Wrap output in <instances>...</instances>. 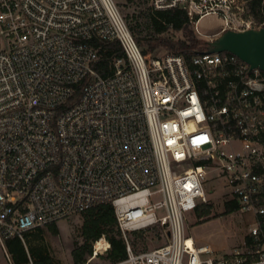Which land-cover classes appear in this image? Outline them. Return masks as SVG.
I'll return each mask as SVG.
<instances>
[{"label": "built area", "instance_id": "built-area-1", "mask_svg": "<svg viewBox=\"0 0 264 264\" xmlns=\"http://www.w3.org/2000/svg\"><path fill=\"white\" fill-rule=\"evenodd\" d=\"M150 3L183 9L196 26L215 16L220 33L264 29V0ZM96 42L122 48L107 76L95 68ZM152 55L142 52L114 0H0V246L7 264H14L7 240L24 241L105 203L115 209L127 251L111 264H264V72L229 52L189 61ZM218 182L225 205L236 204L249 222L229 253L198 245L185 228L187 216L212 205ZM156 225L168 242L134 252L127 234ZM109 249L95 245L85 264Z\"/></svg>", "mask_w": 264, "mask_h": 264}, {"label": "rangeland", "instance_id": "rangeland-1", "mask_svg": "<svg viewBox=\"0 0 264 264\" xmlns=\"http://www.w3.org/2000/svg\"><path fill=\"white\" fill-rule=\"evenodd\" d=\"M114 1L129 25L131 23L134 24L132 20L139 17L141 13H144L151 7L150 0ZM190 29L194 31L199 40L208 42L214 39L213 34L220 33L221 23L217 17L208 16L200 21L199 26L191 24ZM144 36L146 35L143 34L141 37L144 38ZM175 37L182 38V34L176 33ZM157 54L162 55L166 53L164 50L158 48L153 55ZM216 185V193L210 196L212 205H209L211 206L209 215H205L203 221L199 219L196 212L195 214L187 216L185 219V228L187 233L198 245H209L216 252L229 253L243 243L249 222L237 210L231 213L226 212L225 203L227 198L226 195L223 196L226 188L221 182L216 183ZM54 224L57 227L55 234L47 226L40 231L29 232L28 235L24 236L23 242L29 259L28 264H35V258L32 252L49 258L52 264H74L73 251L87 244L83 235V226L85 224L84 214H76ZM127 237L133 251L137 253L153 250L168 242L166 228L161 225H156L151 229L139 233L130 232L127 234ZM103 238L110 244L105 237H101L100 239ZM100 239L97 241H89L93 251L94 246ZM109 250L107 253L99 254L100 256L90 264H111L108 259ZM91 256L88 254L85 256V263ZM0 264H7V256L1 246Z\"/></svg>", "mask_w": 264, "mask_h": 264}, {"label": "trees", "instance_id": "trees-1", "mask_svg": "<svg viewBox=\"0 0 264 264\" xmlns=\"http://www.w3.org/2000/svg\"><path fill=\"white\" fill-rule=\"evenodd\" d=\"M132 22L134 24H130V29L137 37V42L146 56H150L156 49L160 48L165 53L182 55L189 61L196 54L207 50V42L199 40L194 31L190 29L191 22L187 12L183 9L155 10L148 8L139 17L133 19ZM176 33H181L182 38H176ZM143 34L146 35L144 38L141 37ZM96 46L100 47V57L95 63V68L103 76H107L112 73V59L116 56H123L122 48L118 42L110 44L96 42ZM80 89L81 87H77L76 94L70 103L78 100ZM210 209L211 206L209 205L202 206L196 211V214L203 221V217L209 215ZM236 210V204H226L227 213ZM83 214L85 216L83 235L87 244L73 251L74 264H85V256L93 254L89 241H97L101 237H105L111 245L108 253V259L111 263L126 259V243L118 226L113 205L111 203L100 204L90 208ZM48 227L52 233L55 234L57 232L55 224ZM41 229L36 230L40 231ZM28 233L25 235H28ZM6 247L14 264L29 263L25 244L20 238L14 237L7 240ZM32 255L35 258V264H52L50 259L43 255L36 254V252H32Z\"/></svg>", "mask_w": 264, "mask_h": 264}, {"label": "water", "instance_id": "water-1", "mask_svg": "<svg viewBox=\"0 0 264 264\" xmlns=\"http://www.w3.org/2000/svg\"><path fill=\"white\" fill-rule=\"evenodd\" d=\"M207 53L229 52L264 72V29L246 32L226 31L207 42Z\"/></svg>", "mask_w": 264, "mask_h": 264}, {"label": "bare ground", "instance_id": "bare-ground-1", "mask_svg": "<svg viewBox=\"0 0 264 264\" xmlns=\"http://www.w3.org/2000/svg\"><path fill=\"white\" fill-rule=\"evenodd\" d=\"M106 247H107V243L104 242L103 240H101L100 242L98 241L96 244V249L98 250V252H102Z\"/></svg>", "mask_w": 264, "mask_h": 264}, {"label": "crops", "instance_id": "crops-1", "mask_svg": "<svg viewBox=\"0 0 264 264\" xmlns=\"http://www.w3.org/2000/svg\"><path fill=\"white\" fill-rule=\"evenodd\" d=\"M212 36H214V38H216L218 36V33L213 34ZM213 40V39H212ZM155 53V52H154Z\"/></svg>", "mask_w": 264, "mask_h": 264}]
</instances>
